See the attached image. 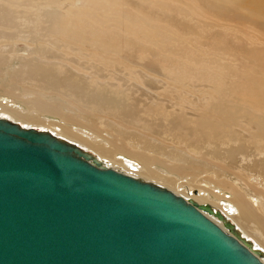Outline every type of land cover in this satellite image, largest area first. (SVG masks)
<instances>
[{
  "label": "rangeland",
  "instance_id": "1",
  "mask_svg": "<svg viewBox=\"0 0 264 264\" xmlns=\"http://www.w3.org/2000/svg\"><path fill=\"white\" fill-rule=\"evenodd\" d=\"M88 1L99 8L88 7V16L95 19L94 23H88V61L94 60L93 51H104L89 40L117 37L120 56L137 65L132 70H142L143 79L138 75L141 82L126 81L127 74L119 67L118 70L114 68L115 72L104 71L102 74L87 66L84 71H79L70 64L59 63L58 38L67 34H58L61 22L84 23L78 22L77 11H68L69 3L61 9L40 4L35 12L6 15L10 17L8 23L1 18L4 15L1 11L0 55L4 59L0 61V109L14 105L25 108L22 101L34 95L49 101L59 99L49 84L40 81V76L27 74L26 68L22 67L29 62L30 73L36 63H45L50 69L59 68V89L65 99L59 100L66 112L84 117L88 124L95 123L101 136L124 148H129L133 141H149L154 146L151 151L160 152L159 156L166 159L167 164L178 165L173 174L167 171L169 176L176 178L175 182L158 178L164 184L172 187L180 183L187 185L191 196L206 195L207 201L215 204L230 203V193L223 186L224 182L242 190L251 202L253 199L249 196L261 199L249 183L264 180V138L255 135L264 132V0H102L106 3V11L100 6V0ZM81 4L80 0L75 1V5ZM122 14H127L133 21L124 23ZM136 16H143L147 23L134 21ZM106 45L111 49L108 43ZM66 71L79 77V80L74 79L77 85L73 88H82L83 81L86 88H90L88 94L102 89L110 81L111 99L101 98L91 103L76 98L72 88L70 91L65 89L61 82ZM111 77L114 78L111 80ZM165 78L173 80L169 88L182 86L189 98L203 102L210 110L227 114L230 117L228 129L217 125L212 131L214 136L206 135L205 139L202 135L199 139V131L193 135L188 131L190 136L186 122L187 117L193 119L194 105L185 103L178 108L175 98L169 100L163 94ZM66 85L70 87L69 83ZM176 91L181 93L179 88ZM125 97L128 100H124ZM128 101L131 102L129 106L126 105ZM157 102L164 104L165 111H184L187 120L176 127L169 119H164V114L159 120V129L153 128V136L150 135L149 129L155 126L151 114L143 110L142 104ZM124 106L132 110L134 122L132 126L128 122V127L121 128L116 121L121 120L118 112ZM45 118L60 130L68 127L71 131L73 126H78L76 122L69 124L50 115L40 116L38 122L33 118L26 120L39 124ZM193 140L198 142V151L186 145ZM119 155L143 167L140 160L127 153L118 152L113 157ZM154 165L163 167L160 163ZM245 229L250 234L255 230L258 232L256 228L253 231ZM258 233L252 236L259 237ZM255 239L264 246V241Z\"/></svg>",
  "mask_w": 264,
  "mask_h": 264
},
{
  "label": "water",
  "instance_id": "2",
  "mask_svg": "<svg viewBox=\"0 0 264 264\" xmlns=\"http://www.w3.org/2000/svg\"><path fill=\"white\" fill-rule=\"evenodd\" d=\"M256 253L207 202L0 116V264H264Z\"/></svg>",
  "mask_w": 264,
  "mask_h": 264
},
{
  "label": "bare ground",
  "instance_id": "3",
  "mask_svg": "<svg viewBox=\"0 0 264 264\" xmlns=\"http://www.w3.org/2000/svg\"><path fill=\"white\" fill-rule=\"evenodd\" d=\"M75 1L74 0H41V1L40 0H36V1L35 0H24V1L22 0H0V13L1 11L4 13L3 16L1 15V18H3L5 23H8L10 20V17H6V15L11 16L13 14L15 16H18L19 13L35 12L36 7L40 4L53 6L55 8L61 9L62 7L66 5V3H69L70 6H68L69 7L68 11L69 12H72V10L77 11L78 22L82 21L84 23L76 22L73 24V23H64L63 21L61 22L58 34H61V36H63L65 32L67 34L63 37L58 38V43H59L58 49L60 51L57 50L59 52V55L57 56V60L58 59L61 60L59 61V63L70 64L71 66H74L76 70H79V71H84L83 69H87V67L94 68L97 73H100V72L102 73L104 71L105 72L108 71V73L115 72L113 71L114 68L115 70H118V67H119L120 69L125 71V74H127L126 81L128 82L138 81V83L141 82L140 77L143 79V76H144L143 74H141L142 70L141 71L132 70V68L137 65H134L132 62L129 63L125 61L120 56L119 50L121 49V47L117 45L118 43L117 37H104L103 36L102 39L94 37L91 40H89L95 46L103 48L104 51H101V52L93 51L92 54L95 56V58L93 61L91 60L88 61V48L86 47L88 46V23L95 22L94 21L95 19L90 17L91 15L88 16V7L95 10V8H97L98 6L93 5L92 2L88 0H80L82 4L75 5ZM100 1L102 3L100 6L106 11V7H105L106 3L102 0ZM121 19L124 21V23H131L133 21V19L129 17L127 14H122ZM134 21L138 23H147V19L144 18L143 16L142 17L136 16L134 18ZM116 25H118L119 27V24H116ZM106 43L109 44L111 49L107 48ZM73 45L77 47L75 50H74L75 47H73ZM2 59H4V57L0 55V61H2ZM27 63L22 65L23 68H26L25 72L27 74H30L31 76H36V77L40 76V81L42 80L45 84L47 85L49 84L50 87L54 89L53 92H55V95L59 97L60 100H62L63 92H60V89H59V82H58V79H60L58 78L59 75L57 77L59 68L50 69L45 63L38 64L35 62L36 64L33 65V67L35 66V69H33L30 73H28L29 71L28 66L30 65H28ZM66 72L65 74H63L61 82H63V86L65 89H69L70 91L72 88L73 96H75L76 98L80 99L81 101H85V102L89 101L91 103H95L98 100H101V98L105 100L111 99L112 94L108 92L110 88L109 80H107L109 82L106 83L102 89L100 90L98 89L99 91L97 89H96L97 91H91L92 90L91 88L90 90L91 93L88 94L87 90H89L90 88L89 89L86 88L87 86L84 85V82L81 79L80 80L82 81V85H83L82 88L79 86L80 87L79 90L76 88L74 89L73 87L76 84L75 80H79L78 79L79 77H77V75H74L73 73L71 74L68 73V71ZM32 74H35V75H32ZM110 75L112 76V74ZM138 75L140 77H138ZM113 78L114 77H111L110 79L112 80ZM172 81L173 80L170 78H165L166 84L164 86L163 94L167 98H169V100L171 101L175 98L174 101L176 102V106H178V108L183 107L185 103L194 105L193 111L195 112V114L193 116V119L187 117L189 119L187 120V118L185 117V114L183 113L184 111L183 112L179 110L165 111L164 104L160 102L154 103L152 105L142 104L144 108L143 110L151 114L152 116L151 122L155 126V127L152 126L149 129V131L151 132L150 135L153 136L152 134L153 128L156 129L159 127V123H160L159 120L162 118V116H164V114H166L164 119L166 120L169 119L170 124H174L176 127H178L179 124L183 123L184 119L187 120L188 121L186 122V125L188 128L187 133L191 132L193 135V132L199 131L200 133L198 135L199 139L203 138V136L205 137L206 135L214 136L215 134L212 135L213 133L212 131L213 129H215V126L217 125L222 126L224 130L228 129L227 125H228L230 117L227 114L221 113L219 111L210 110L209 108H207V106L203 102H200L199 100H196V99L189 98L187 90L184 89L182 86H175L174 88H169L171 86ZM67 83H69L70 87L66 85ZM178 88L181 89V93L179 94L176 91V89ZM59 99L53 98L51 101H49L40 95H34L28 98L26 101H22L25 104L24 105L25 108H22L17 105H14L9 108L7 106H4L5 108H8V109H5L2 107V109H0V116H5L25 126H34L38 128L47 129L55 135H59L67 140H70L82 146L83 148L90 150L98 158L103 160L105 164L109 166L117 168L128 174L156 182L160 185H163L173 190L174 192L180 194L181 196L185 198H191L196 202H207L208 204L212 206V208L220 210L223 213V215L234 224L237 230L241 233V236L248 239L250 243L252 244L253 248H255V250H259L260 254L256 253V255L260 258V260L264 262V246H262L255 239V238H260L262 241H264V180L262 178L259 183H249V185L252 187L253 192L261 196V199L249 196L251 199H253V202H251L249 198L246 197V194L242 190H240L236 186H233V184L229 182H224L223 186L227 189V191L229 190L230 195L228 196V198L231 204L228 201L227 202L221 201L219 204L212 203L210 201H207L206 195H203V196L202 195H197V196L192 195L191 196L190 191L188 190L189 187L187 185L181 186V183H180L172 187L167 184H164L161 180L158 179L159 177H165L167 181L171 180L175 182L176 178L172 177V175L169 176L167 174V171L173 174L177 170L178 165L177 164H167V160L159 156L160 152H156V150L151 151V149H153L154 147L151 142L142 141V140H139L138 142L133 141V144L129 148H124L121 144L113 143L111 139H108L107 137L100 135V130L97 128V125L95 123L92 122L88 124L86 123V120L84 119V117L83 118L81 117L82 119L80 117H77L75 115L76 114L75 112H74L75 114H72V113L69 114L68 112H66ZM138 99H135V100H138ZM124 100H128L127 97H125ZM69 102L75 103L73 99L72 100L69 99ZM130 104H131L130 101L126 103L127 106H129ZM138 104L141 105V103H138ZM79 106L80 105H78L77 108H79ZM127 106H124V108H122L123 110L121 109L118 112L121 120H118L116 122L120 125L119 127L121 128L128 127V125L126 124L128 122H130L132 126L134 122V114L130 112L132 110H127L128 108ZM32 112H35L36 114ZM76 112L78 115V111ZM46 115L56 116L58 118H61V120L69 124L76 122L78 126L76 127L73 126L71 128V131H70V128L68 127H61L62 130H60L58 127L54 126V124H52L50 122V119L48 118L44 119V121L42 122L43 124L42 123L37 124V123H33L32 121L29 122L26 120V119L31 120L33 118V119H36V121L38 122L40 116H42L43 118V117H46ZM80 119L81 121H77ZM86 128H88L87 130H89L90 132L86 131L85 130ZM217 129H220V128H217ZM173 132H176V131H173ZM229 132H231V130ZM178 134L181 135L182 133H178ZM189 135L191 136L190 133ZM255 135L261 138H264L263 131H260L259 133ZM146 136H149V134H147ZM177 137L179 136L177 135ZM249 137L250 136H248V138ZM205 139H203V141ZM194 140H197V137L196 139L194 137ZM194 140L192 142L188 141L189 144L186 141L187 142L186 145L187 146L189 145L190 147L198 151V148L200 147H198V145L196 144L198 142ZM178 144L180 143L178 142ZM118 152L127 153L129 156L132 155L133 158L140 160L143 167L141 168L136 162L130 159H127L123 156L119 155V156L113 157V154L118 153ZM104 156H107V157H104ZM110 157H113V158H110ZM155 163H160L162 164L163 167L161 168L156 167L154 165ZM160 171L165 172V174L160 173ZM154 177L155 178L157 177V178L154 179ZM195 191L196 190H194L193 194L195 193ZM204 213L209 218H211L218 224L222 225V221L219 218H217L214 214L207 213V212H204ZM245 228H248L250 230H252L253 228H256L259 233L256 230L254 232L253 231L254 229H253L252 234L258 233L259 237L254 238L252 234H250V232H248L247 229Z\"/></svg>",
  "mask_w": 264,
  "mask_h": 264
}]
</instances>
